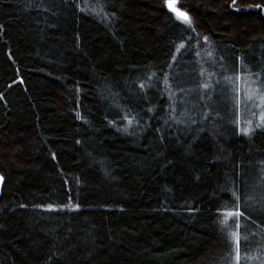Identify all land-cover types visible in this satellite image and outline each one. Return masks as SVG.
<instances>
[{"label":"trees","instance_id":"16d2710c","mask_svg":"<svg viewBox=\"0 0 264 264\" xmlns=\"http://www.w3.org/2000/svg\"><path fill=\"white\" fill-rule=\"evenodd\" d=\"M169 1L0 0V264H264V0Z\"/></svg>","mask_w":264,"mask_h":264},{"label":"rangeland","instance_id":"374dc122","mask_svg":"<svg viewBox=\"0 0 264 264\" xmlns=\"http://www.w3.org/2000/svg\"><path fill=\"white\" fill-rule=\"evenodd\" d=\"M168 5L177 16L187 20L186 13L179 10L173 0ZM222 81L240 128L251 131L255 127H264V80L255 74L236 71L224 74Z\"/></svg>","mask_w":264,"mask_h":264},{"label":"water","instance_id":"95a60500","mask_svg":"<svg viewBox=\"0 0 264 264\" xmlns=\"http://www.w3.org/2000/svg\"><path fill=\"white\" fill-rule=\"evenodd\" d=\"M4 176L0 173V196H1V191L4 185Z\"/></svg>","mask_w":264,"mask_h":264}]
</instances>
